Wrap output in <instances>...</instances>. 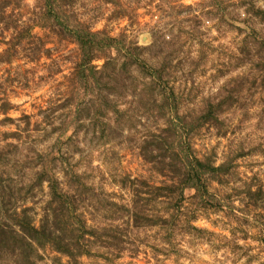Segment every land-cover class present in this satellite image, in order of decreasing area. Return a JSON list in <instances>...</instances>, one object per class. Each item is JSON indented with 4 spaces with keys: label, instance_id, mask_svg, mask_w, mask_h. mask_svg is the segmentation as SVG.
<instances>
[{
    "label": "clouds",
    "instance_id": "1",
    "mask_svg": "<svg viewBox=\"0 0 264 264\" xmlns=\"http://www.w3.org/2000/svg\"><path fill=\"white\" fill-rule=\"evenodd\" d=\"M0 264H264V0H0Z\"/></svg>",
    "mask_w": 264,
    "mask_h": 264
}]
</instances>
